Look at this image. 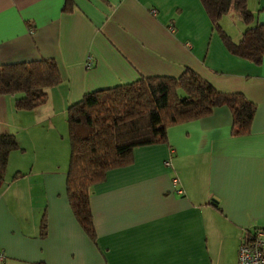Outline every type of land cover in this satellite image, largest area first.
Listing matches in <instances>:
<instances>
[{
	"label": "crops",
	"instance_id": "0c3cea01",
	"mask_svg": "<svg viewBox=\"0 0 264 264\" xmlns=\"http://www.w3.org/2000/svg\"><path fill=\"white\" fill-rule=\"evenodd\" d=\"M64 1L0 0V65L51 58L60 76L33 110L0 95V132L18 144L0 181V264H237L242 236L264 230V55L255 65L230 54L200 0H70L62 11ZM246 5L264 24V0ZM229 13L219 25L237 42L245 24L237 15L230 29ZM184 68L253 102L249 133L230 135L222 106L169 126L166 143L134 147L130 164L90 187L91 240L65 194L67 106Z\"/></svg>",
	"mask_w": 264,
	"mask_h": 264
},
{
	"label": "trees",
	"instance_id": "16d2710c",
	"mask_svg": "<svg viewBox=\"0 0 264 264\" xmlns=\"http://www.w3.org/2000/svg\"><path fill=\"white\" fill-rule=\"evenodd\" d=\"M213 29L227 51L255 65L264 55V24L254 21L246 0H200ZM65 0L62 11H71ZM235 12L245 27L233 42L219 25L221 16ZM60 83L55 61L40 58L0 65V95H14L13 107L29 111L44 104L47 89ZM226 107L230 135L249 128L256 105L241 93L220 92L195 71L184 68L176 76H138L137 79L85 92L65 111L68 162L65 194L71 211L87 236L95 239L89 208L90 187L113 168L131 163L136 146L166 143L169 126L210 115ZM18 148L15 136L0 132V181L8 154ZM45 230L40 223V234Z\"/></svg>",
	"mask_w": 264,
	"mask_h": 264
},
{
	"label": "built area",
	"instance_id": "2783aa9c",
	"mask_svg": "<svg viewBox=\"0 0 264 264\" xmlns=\"http://www.w3.org/2000/svg\"><path fill=\"white\" fill-rule=\"evenodd\" d=\"M88 68L89 64L86 62ZM165 164H167L165 162ZM175 182V179H173ZM4 255L0 250V261ZM237 264H264V230L253 229L247 231L241 238L237 249Z\"/></svg>",
	"mask_w": 264,
	"mask_h": 264
},
{
	"label": "rangeland",
	"instance_id": "374dc122",
	"mask_svg": "<svg viewBox=\"0 0 264 264\" xmlns=\"http://www.w3.org/2000/svg\"><path fill=\"white\" fill-rule=\"evenodd\" d=\"M237 17V14L235 12H230L227 16H225V21L227 22V26L230 27V29L234 30L238 27L239 23H237V20L234 18ZM242 24V23H240ZM239 28V27H238Z\"/></svg>",
	"mask_w": 264,
	"mask_h": 264
}]
</instances>
